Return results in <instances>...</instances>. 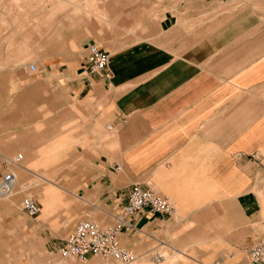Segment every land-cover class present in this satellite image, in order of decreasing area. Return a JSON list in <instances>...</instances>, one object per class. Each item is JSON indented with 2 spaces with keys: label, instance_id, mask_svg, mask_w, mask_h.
I'll use <instances>...</instances> for the list:
<instances>
[{
  "label": "crops",
  "instance_id": "obj_1",
  "mask_svg": "<svg viewBox=\"0 0 264 264\" xmlns=\"http://www.w3.org/2000/svg\"><path fill=\"white\" fill-rule=\"evenodd\" d=\"M128 3L109 16L105 44L92 34L80 41L82 56L89 43L110 52L106 69L80 63L37 77L52 103L38 127L63 202L39 221L67 231L83 218L113 225L139 184L174 211L136 214L120 235L135 262L248 264V248L264 238V0ZM10 121L1 120L2 140L24 130L23 117ZM14 138L1 144V164L3 147L29 151ZM65 238L51 234L47 246L57 251Z\"/></svg>",
  "mask_w": 264,
  "mask_h": 264
},
{
  "label": "rangeland",
  "instance_id": "obj_2",
  "mask_svg": "<svg viewBox=\"0 0 264 264\" xmlns=\"http://www.w3.org/2000/svg\"><path fill=\"white\" fill-rule=\"evenodd\" d=\"M119 7L129 10L128 0H0V130L4 118H10L11 123L18 114L25 120L20 134L10 129L2 140L0 132V149L3 143L9 146L13 137H21L29 148L28 151L20 147L14 153H7L3 147L5 159H1V173L14 170L20 192L0 198V264H119L101 256H94L86 263L64 259L47 246L51 234L67 237L78 222L67 231L64 223L53 226L38 218L52 202L59 201L62 191L56 187L54 170L52 174L49 170L50 165H54L50 161L54 155L49 154V141H42L38 127L48 120L52 103L48 91L43 90L44 84L36 82L38 75H48L53 69L79 66L84 56L80 41L85 35L92 34L99 40L98 44H105L104 31H111L114 23L109 16H118ZM155 9L152 10L154 16L158 13ZM138 10L145 11V8L138 7ZM30 63H35L36 71L29 69ZM18 154H22L23 159L10 163ZM38 157L42 161L38 162ZM25 197L38 201L41 213L31 217L22 210ZM59 206L54 209L55 215L64 208Z\"/></svg>",
  "mask_w": 264,
  "mask_h": 264
},
{
  "label": "built area",
  "instance_id": "obj_3",
  "mask_svg": "<svg viewBox=\"0 0 264 264\" xmlns=\"http://www.w3.org/2000/svg\"><path fill=\"white\" fill-rule=\"evenodd\" d=\"M85 50L86 54L81 62L83 69L93 74L107 68L109 51L100 48L96 43L87 44ZM29 69L36 71L35 63H30ZM21 159L22 154H19L9 162L17 163ZM117 168L120 169V166ZM15 181L16 174L11 169L0 177V198L12 193ZM21 207L31 217L37 216L41 211L40 204L32 197H25ZM144 209L156 213H172L174 206L167 196L135 184L130 188L128 201L115 224H100L95 220L83 218L58 247L57 252L64 259L73 258L82 263H86L92 256H101L114 259L119 264H132L137 260V255L123 243L120 235L135 229V216ZM247 252L248 264H264V238L257 240ZM162 256L158 254L159 258Z\"/></svg>",
  "mask_w": 264,
  "mask_h": 264
},
{
  "label": "bare ground",
  "instance_id": "obj_4",
  "mask_svg": "<svg viewBox=\"0 0 264 264\" xmlns=\"http://www.w3.org/2000/svg\"><path fill=\"white\" fill-rule=\"evenodd\" d=\"M16 182V181H15ZM15 186V185H14ZM13 192H14V189H13V191H12V193L11 194H13Z\"/></svg>",
  "mask_w": 264,
  "mask_h": 264
}]
</instances>
